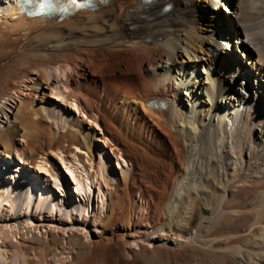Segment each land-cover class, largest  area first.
<instances>
[{
	"label": "bare ground",
	"instance_id": "obj_1",
	"mask_svg": "<svg viewBox=\"0 0 264 264\" xmlns=\"http://www.w3.org/2000/svg\"><path fill=\"white\" fill-rule=\"evenodd\" d=\"M207 2L210 29L201 33L189 25V0H108L97 11L63 20L31 18L21 0H0V99L33 70L40 69L34 82L40 86L55 70L61 77L63 70L76 69L58 81L71 88L68 101L97 116L115 152L132 164L112 182L102 237L84 244L79 235L70 236L77 251L60 263L264 264V87L243 92L234 86L243 75L246 83L255 75L264 79V0ZM227 2L243 31L235 42L241 50L232 54L226 33H211ZM169 5L168 15L163 9ZM237 52L253 59L252 71L236 63ZM37 98L26 96L10 121L13 130L24 125L27 149L62 150L65 142L94 156L95 133L74 122L57 137L49 122L53 113ZM59 160L77 196L90 195L89 176L61 155ZM17 189L10 183L0 189L5 222L15 212H54L44 191L31 195L26 188L19 199ZM137 195L147 203L142 220ZM144 221L151 231L140 232ZM161 233L168 244L151 241ZM16 234L0 226V264L4 239ZM129 237L141 240L139 250L127 247ZM23 244L10 242L17 248L11 264H40L23 256L51 247L23 250Z\"/></svg>",
	"mask_w": 264,
	"mask_h": 264
},
{
	"label": "rangeland",
	"instance_id": "obj_2",
	"mask_svg": "<svg viewBox=\"0 0 264 264\" xmlns=\"http://www.w3.org/2000/svg\"><path fill=\"white\" fill-rule=\"evenodd\" d=\"M189 1V13H187L189 25H192V27L196 26L195 28H199L200 32H207L206 30L210 29L206 17L209 12L208 8L210 7L207 0ZM231 11L232 5H228V2L220 7L219 13L221 19L213 18L219 24L212 28L213 31L211 33L216 32L221 35L226 33L227 36H225L224 40L229 42V52L232 54L236 48L241 50V46H238L235 42L237 40L236 34L243 31L238 17ZM170 13L171 11L168 15ZM165 16L167 14L162 17ZM2 17L0 18L1 20ZM6 18L11 20L10 17ZM230 48L233 50H230ZM237 53L236 56H232L236 63L244 64L245 68L247 67L246 69L252 71L251 62L253 59L249 61L244 58L242 52ZM245 61L249 62L245 63ZM79 63H82L81 60ZM76 72V69L68 72L63 70V75L60 77L61 72L55 70L49 81L37 86L34 82L41 72L40 69L33 70L30 72L29 77L23 79L24 83L13 82L16 89L11 91L10 96L0 99V143H2L0 144V189L4 184L7 185L8 183L17 186L18 189L15 195L19 199L26 188H28V191L33 190L29 192L31 195H34L36 192L40 194L44 191L49 195V200L55 207L53 213H49L48 210L43 211V213L31 212V215L21 212L17 214L15 212L10 219H7V222L4 221L6 217L0 214V226L10 227V229L12 228L17 231L16 235L4 239L6 242L2 247L4 264H11L13 251L17 250V248L11 247L10 242H14V244L24 243L23 250L32 247L31 245H34V247H40L39 245L42 247L43 245L42 248H44L45 244L49 243L51 247L44 250L43 255L39 254L40 250H37V252L30 251L28 255L25 254L23 256L24 259L37 261L40 264H48V262H51V264H62L60 263L61 261L68 260L67 256L69 253L77 251L69 241L70 236L79 235V237L83 238L84 244H90L101 238L103 235L102 224L110 209V198L113 191L112 184L114 180L120 178L122 174L132 167V164L122 154L115 152L114 143L105 136V131L99 118L97 116H90L77 102L68 101V94L71 88L64 83L59 84L58 81H66ZM244 77L245 75H243L242 81ZM242 81L235 83L234 86L243 92L247 90L261 91L264 87V79L261 78L260 81L256 75L253 76L252 82L246 83ZM60 85L64 89H59L58 86ZM31 92L37 93L38 98L36 103L38 105L44 104L53 113L55 121L49 119V122L55 123L54 128L57 137L65 135L69 130L70 124L74 122L76 124L81 123L79 125L82 126L84 125L85 131L95 133V138L98 139L97 141L92 140V146L95 147L93 150L94 156H91L87 151L82 150L78 146H70L65 142L62 143L63 146L66 145L62 150H45L44 153V151H39L41 150L39 148L36 149L37 151L35 150L36 152L30 150V148L29 150L27 149L26 139L22 136L24 135V125L18 124L19 127L13 130L10 126L12 125L10 121L14 120L21 101ZM43 124L46 125L45 122ZM15 147L17 150L10 152ZM60 155L65 161L75 163L79 168L78 171L83 170L89 176L91 185L90 195H86L84 194L85 192L81 191L82 194L79 197L77 196L75 190L76 184L69 176L68 169L61 164L59 160ZM10 189H12V186ZM136 200L140 205L138 214L140 220H142L144 215L148 213L146 209L147 203L140 195H137ZM29 218L31 219L30 221L28 220ZM138 228L140 232H144L146 229L151 231V224L144 221L141 222ZM53 235L57 236L56 242L52 241ZM163 235V233L156 234L152 236L151 241L153 243L168 244L170 240L162 238ZM36 237L40 241L35 240ZM129 240V245L126 243L127 247L139 250L141 240L137 237H129ZM150 245V247H153V244ZM55 248L59 249L56 250ZM63 250L64 254L62 255L61 252Z\"/></svg>",
	"mask_w": 264,
	"mask_h": 264
}]
</instances>
